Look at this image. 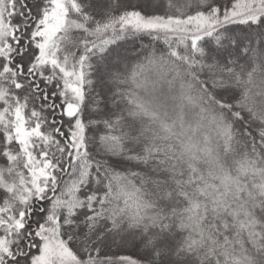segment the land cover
Masks as SVG:
<instances>
[{
	"label": "snow or ice",
	"instance_id": "1",
	"mask_svg": "<svg viewBox=\"0 0 264 264\" xmlns=\"http://www.w3.org/2000/svg\"><path fill=\"white\" fill-rule=\"evenodd\" d=\"M0 264H264V0H0Z\"/></svg>",
	"mask_w": 264,
	"mask_h": 264
}]
</instances>
